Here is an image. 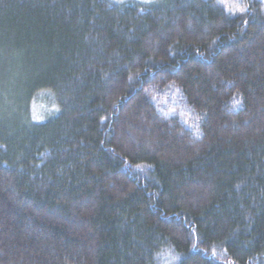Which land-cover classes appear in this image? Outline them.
I'll return each instance as SVG.
<instances>
[{"label":"trees","instance_id":"16d2710c","mask_svg":"<svg viewBox=\"0 0 264 264\" xmlns=\"http://www.w3.org/2000/svg\"><path fill=\"white\" fill-rule=\"evenodd\" d=\"M0 264H264V0H0Z\"/></svg>","mask_w":264,"mask_h":264},{"label":"rangeland","instance_id":"374dc122","mask_svg":"<svg viewBox=\"0 0 264 264\" xmlns=\"http://www.w3.org/2000/svg\"><path fill=\"white\" fill-rule=\"evenodd\" d=\"M116 4H123V3H126V2H136V3H140V4H143V5H147V4H150L153 2V0H110ZM232 2V1H231Z\"/></svg>","mask_w":264,"mask_h":264}]
</instances>
